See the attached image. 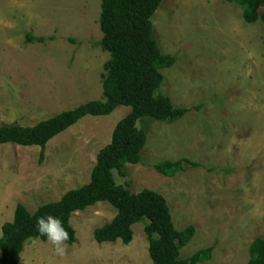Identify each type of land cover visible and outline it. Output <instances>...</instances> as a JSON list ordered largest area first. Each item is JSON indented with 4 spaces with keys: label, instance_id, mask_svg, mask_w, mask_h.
Listing matches in <instances>:
<instances>
[{
    "label": "rangeland",
    "instance_id": "374dc122",
    "mask_svg": "<svg viewBox=\"0 0 264 264\" xmlns=\"http://www.w3.org/2000/svg\"><path fill=\"white\" fill-rule=\"evenodd\" d=\"M101 0H0V124L33 125L90 99H102L108 53L96 44ZM263 9V8H262ZM153 36L176 61L161 68V91L176 106H192L177 120L144 119L141 161L115 181L129 191L160 193L173 225L194 226L180 257L211 246L204 264H245L248 247L264 236V40L262 23L243 20L225 0H161L151 16ZM42 36L26 42L25 35ZM130 110L85 115L40 147L0 145V233L16 204L33 212L66 190L87 183L95 157L116 122ZM186 158L172 176L149 164ZM115 209L98 201L71 214L75 241L60 257L47 240L28 239L19 264H150L143 222L132 238L97 242L96 227Z\"/></svg>",
    "mask_w": 264,
    "mask_h": 264
},
{
    "label": "trees",
    "instance_id": "16d2710c",
    "mask_svg": "<svg viewBox=\"0 0 264 264\" xmlns=\"http://www.w3.org/2000/svg\"><path fill=\"white\" fill-rule=\"evenodd\" d=\"M238 4L243 20L252 23L260 20L264 40V0H225ZM161 0H101L99 27L102 36L96 41L108 53L103 64L102 99H90L72 108L62 110L33 125L16 123L0 124V145L14 143L40 147L39 160L43 157L48 140L85 115H106L119 105L130 110L114 125L110 141L100 148L90 171L87 183L66 190L57 200L40 204L29 212L16 204L13 217L1 225L0 264H19L24 243L30 238L41 237L35 230V218L50 214L58 217L69 232L71 244L75 231L69 223L71 214L81 211L98 201L108 202L114 209L112 219L93 230L97 242L120 240L128 243L132 238L131 226L143 222L148 238L150 264H204L211 246L196 250L187 257H180V248L194 233V226L178 230L174 227L170 209L164 197L148 188L129 191L115 181L114 175L126 176V165L141 161L147 140L142 122L150 120H177L192 106H176L168 94L161 91V68L176 61L173 54L163 53L153 36L151 16ZM263 8V9H262ZM42 36L25 35L26 42H41ZM184 164L199 165L186 158L160 160L149 164L155 171L172 176ZM249 258L245 264H264V236L255 237L248 247Z\"/></svg>",
    "mask_w": 264,
    "mask_h": 264
},
{
    "label": "clouds",
    "instance_id": "9594fccd",
    "mask_svg": "<svg viewBox=\"0 0 264 264\" xmlns=\"http://www.w3.org/2000/svg\"><path fill=\"white\" fill-rule=\"evenodd\" d=\"M35 230L41 237H45L51 244L52 251L56 256L65 254L66 242L69 240V232L63 226L58 217L50 214L35 218Z\"/></svg>",
    "mask_w": 264,
    "mask_h": 264
}]
</instances>
